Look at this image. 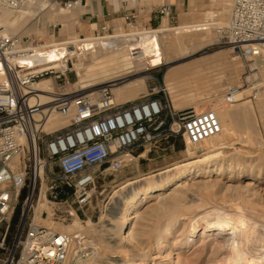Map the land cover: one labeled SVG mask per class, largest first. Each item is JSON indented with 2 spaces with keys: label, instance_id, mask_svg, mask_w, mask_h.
Listing matches in <instances>:
<instances>
[{
  "label": "built area",
  "instance_id": "2783aa9c",
  "mask_svg": "<svg viewBox=\"0 0 264 264\" xmlns=\"http://www.w3.org/2000/svg\"><path fill=\"white\" fill-rule=\"evenodd\" d=\"M45 1L50 0H0V15L3 10L15 11ZM52 1L65 9L82 3ZM159 13L168 16L169 5L162 4ZM127 26L134 24L128 21ZM214 30L216 43L244 64L240 83L226 86L224 100H236L242 87L249 90L250 98H256L261 92L256 72H264V0H230L226 21ZM43 43L31 35L4 31L0 23L1 248L11 217L20 209L2 264H73L81 253L73 248V240L79 244L83 239L81 234L55 231L33 218L28 220L43 183L48 202L68 207L74 203L81 208L92 200L96 177L124 168L139 147L177 135L198 143L221 131L211 108H174L163 77L152 74L144 92L122 101L115 98L112 87L124 77L107 78L92 88L66 89L75 81L67 78L71 57L61 56L57 66L47 64L41 56H34ZM66 46L74 47L71 43ZM41 78H50L55 85L44 99L34 87ZM56 115L66 117L67 122L45 130L44 124ZM64 212L72 216L71 210Z\"/></svg>",
  "mask_w": 264,
  "mask_h": 264
},
{
  "label": "rangeland",
  "instance_id": "374dc122",
  "mask_svg": "<svg viewBox=\"0 0 264 264\" xmlns=\"http://www.w3.org/2000/svg\"><path fill=\"white\" fill-rule=\"evenodd\" d=\"M50 1L51 3L42 10H40V4L42 2L32 4L35 8L31 9H34L36 15L34 18H24V23L21 26H4L2 24L3 28L5 29L6 27V29L11 33L34 36L35 38L41 40V42L61 38L59 35L61 26L55 20V14L58 9H62V6L58 2H54L52 0ZM229 3L230 0H227V9H229ZM50 7H52V9H49ZM19 9L15 11H4V13L11 15L13 18L17 15ZM71 10L72 9L63 8L62 11L64 13H69ZM166 18L167 19H165L163 26H174L177 24L169 17L166 16ZM211 18L222 20L226 19V17L220 14ZM131 27L134 29H143V26H139L137 24H134V27H123L120 24L118 25V28L113 30V32H116L119 29L131 32ZM146 29L151 28L146 27ZM68 31L69 33L65 34V36L67 35L70 38L72 37V33L78 30L75 29V25L72 24ZM103 33L105 34L106 31H103ZM172 33L173 30H162L156 32V39L150 42L151 45L149 48L151 49V52H154V54L158 56V63L144 67L143 57L137 53L136 59L134 60V69L131 72H127L124 75L116 77H124L123 81H125L138 75H146L143 79V85L140 86L141 93L145 91V86L149 82L147 79L149 74L155 75L157 78H162L164 77L166 70L172 66H180L184 69L183 71L187 73L186 76L179 77L178 80H181L184 77H192L190 80L198 79L197 81L199 83V81H202V78L205 77L206 86L204 87L207 88V94L205 95V98H202L199 101L198 99L194 100V103L197 102L196 104H202V109H213L216 112V115L218 114L221 116L226 130L221 137L218 135L216 137V135H214L199 143L201 146L209 145L215 141L214 137H216L218 141H227L229 146L226 147V149L224 148L226 152L219 156L224 169L222 170V173L220 171L219 174H216L215 171L210 172V170L205 168V171L200 172L198 176L185 180V185H188L187 187L185 186L186 189L184 188L186 198L183 197L184 199L181 201L182 203L174 209L175 211L173 216H170L167 212H162L159 216H155L156 214H153L154 212L151 211L152 207L155 208L163 206V204L168 200V196H166L167 198L163 197V200L162 198L159 199L160 201L157 199H151L149 196H145L140 199L137 207L140 210L141 216L139 215L136 217L135 222L136 225L139 223L137 227L145 226V233L141 236L135 237V241L137 242L133 246H131L132 244L130 242H122L123 244L125 243L124 247L127 249L131 248L129 251V257L135 262L145 261L148 263L150 261V257L157 254L158 257L154 260H156L158 264H244L243 262L246 260V255L254 256L256 255L257 250L262 251L260 253L261 257L264 255V243H262L264 242V72H256L257 81L261 83V92L256 98H250L248 96L249 90L242 87L241 89L243 90L236 96V100L226 102L223 98L225 88L228 85L240 83V77H242L244 73L243 61L238 57H234L230 50L225 49L216 43L215 40L217 38V34L213 28L211 30L204 29L200 31H193L192 33H180L178 34L181 36L179 40H182L181 38H183V41L178 40L172 45H168L166 38L171 35H177L176 33ZM49 34H52L54 38L46 39ZM163 36L166 38L164 39ZM129 38L132 37L119 36L117 38H113V42H111V44L113 47L130 45L126 48L129 49V47H132L134 51H138V46L134 45L137 41L134 42V40H129ZM212 38L214 39L212 43L195 50L200 42L203 43ZM176 42L179 44L176 45ZM71 44H73L74 47L69 49H75L77 47L74 43ZM185 48H188L190 53L180 56V53ZM168 50L170 53L167 52ZM77 51L79 52L80 49H77ZM100 51V46L96 45L95 52L100 53ZM166 54L172 55L174 58L172 60L165 61L164 56ZM85 56H87V60L91 57L90 53H86ZM76 60V58L72 57L71 68L73 66V61L75 62ZM200 67L204 68L203 72L206 71V73L198 74V72L200 73L202 71L199 69ZM96 75H98V73ZM112 77L110 75H106L101 78H95L90 82H93L92 85L95 86L99 82ZM67 78L69 80H78L75 77L73 68L67 72ZM183 82V80L177 82V92L185 90V86L181 84ZM204 87L202 84H198L196 91L202 93ZM71 88L84 89L87 88V86L83 87L81 84L74 82L72 83ZM196 97L199 98L202 97V95L199 94ZM188 98V96H182L176 101L186 100ZM181 104L179 103L178 107L192 106L195 110H201L194 104ZM187 144L188 143H186V139L184 137L177 135L159 140L153 145H144L139 147L135 150L133 155L134 157L129 158L130 161L124 168L116 172L105 171L96 177L94 187L92 188V200L90 204L81 208L77 207L74 203L71 204V207H68L66 203L47 202V206L51 212L49 218L53 225H58L60 223V225H66L72 221L74 215L72 214V216H67L64 212L66 209L73 211L81 220L80 225L82 230L80 229V234L86 236L81 239L79 244L78 242L74 244L75 250L77 251L80 249L81 253L74 258L73 264H76L79 259H84L85 264H93V261H95L98 257L120 259V256H118L120 253L117 252V250L111 245L112 242L119 239V235H113V233L111 234L115 240L112 239L109 241L110 246L109 242L104 241L105 239L103 237H105L106 231L104 232V230L100 229L102 227L100 225L102 223L100 222L101 216L105 217L109 207L118 199L123 191L129 189L131 185L144 181L145 178L143 177L171 167L177 163H184L200 157L199 154L189 156L185 151V146ZM142 151L145 152V155L143 154L141 156L140 153ZM226 163L231 165L229 170L227 169L228 166H226ZM211 167L212 166L209 168ZM250 170L256 172L257 177L249 180L248 172ZM127 180H135V182L123 189H118L113 195V198H110L113 190L117 189L122 181ZM247 182H250V184L246 185ZM68 201L71 203V197L68 198ZM161 201H163V203H161ZM183 202L185 203L183 204ZM130 209H133V206ZM210 210L213 211L212 214H227L228 217L230 216L231 219L233 218V222L238 220V218L241 219L242 217H246L248 220H254L256 226L252 227L253 229L250 226H247L246 228L248 230L243 228L241 234L238 235L239 237H236V244L233 246L231 251L230 248L228 250L223 246L217 247L216 244L213 243L215 242L213 241L214 238L218 237V240L221 242L224 241V238H227L226 232L228 230L224 229L215 231L210 227V222L208 221L210 215H212L210 213L212 211ZM43 212H46L47 215L46 210ZM33 215L34 212L31 210L28 214V220L31 218L34 219ZM160 215L162 217H160ZM41 216L45 217L44 215ZM62 218H64V220H62ZM87 218L90 219L92 224H84L83 220ZM19 219L20 209L18 208V211L15 214V221L12 226L9 225L4 236L3 248L0 247V264H2V260L11 246ZM174 219L176 221H174ZM34 220L36 221V219ZM134 220L135 219H133V221ZM168 220H172V222L168 226L167 231L160 234L159 243L163 241L164 244L165 241L169 242L166 243V247L164 246L165 248L163 246L159 247L161 244L158 243L155 245V243H152L154 242L152 239H154L155 233L160 232L158 228L164 226ZM105 222H107V220H103V223ZM83 229H85V231ZM99 229L101 231H99ZM52 230H54L53 227ZM2 232L3 230L0 229V236ZM85 232H88V235L91 234V237H87ZM102 233L105 235L103 234L100 239ZM184 239L187 240V243L185 244L182 243ZM98 243H100V245ZM240 243H242V245ZM138 245H140V248H138ZM141 247H143L144 251H142L143 249H141ZM234 249L236 251H233ZM261 259L262 264H264V257Z\"/></svg>",
  "mask_w": 264,
  "mask_h": 264
},
{
  "label": "bare ground",
  "instance_id": "6f19581e",
  "mask_svg": "<svg viewBox=\"0 0 264 264\" xmlns=\"http://www.w3.org/2000/svg\"><path fill=\"white\" fill-rule=\"evenodd\" d=\"M50 3H51L50 1L42 2L40 4V7L44 8ZM62 9H63V7H62ZM4 11H10V10H3L1 15L4 13ZM226 19L222 20V19L211 18L209 20L206 19V21H202V23L199 21L200 23H189V24L186 23V24H179V25H174V26L165 25V26H162L160 28H154V29H146V28L134 29L131 27V32L130 31L129 32L128 31H126V32H123V31L118 32L117 31V32L113 33L112 35H103V36L92 35V36L84 38V39H80L79 37H70V38L67 37V38H58V39L55 38V40H48V41L45 40L41 48L35 49L34 56L37 58L41 56L43 58V60L45 62H47V64H51L53 66H57V63H58L57 60L61 56H68V57H71V59H72V57L76 58L77 60L75 62L73 61L72 68L76 70V72L78 74V77H77L78 80L74 81V82L81 84V86H83V87L87 86L89 88H92V87H94L92 85L93 82H90V81L94 80L95 78H99V77L101 78V77L106 76V75H110L111 77L112 76L116 77V76L124 75L127 72H131L134 69V64H135L134 60L136 59L137 53L142 55L144 67L145 66L146 67L151 66V65L158 63L159 62L158 56L156 54H154V52H151V49L149 48V46L151 45L150 42H152L153 40L156 39L155 38L156 32H159L162 30H173L172 34L176 33L177 35H173V36L167 35L168 37L167 38L165 37L167 44L172 45L173 43H175V41L179 40V38L181 36H179L178 34H180V33H183V32L184 33L185 32L192 33L193 31H200V30H204V29H210L211 30L212 28L214 29L215 25L223 24L226 21ZM4 31L9 32L6 28L4 29ZM119 36H125V37L131 36L132 38H129V40H134V42L137 41L136 43H134V45L138 46L137 47L138 51H134L132 47H129V49H127L126 47L130 46V45H126V46L121 45V46H114L113 47V45L111 44V42H113L112 41L113 38H117ZM163 38H164V36H163ZM181 39L182 40H179V41H183V38H181ZM209 40L206 42H203V43L198 41L200 43L198 44V46L196 47L195 50L200 49L203 46L208 45L214 41L213 38L209 39ZM216 40H217V38H216ZM68 43H74L77 47L75 49H68L66 46ZM178 44L176 42V45H178ZM96 45L100 46V48H101L100 53L95 52V46ZM180 45L183 46L182 44H180ZM77 49H80V51L78 52ZM169 49H170V47H169ZM185 49H187V50H185ZM185 49L184 50L182 49L183 51L180 53V56H184V55L190 53V50H188V48H185ZM225 49H228V48L225 47ZM167 52L170 53L169 50ZM86 53H88V54L90 53V55H91V57L88 58V60L86 58L87 56H85ZM173 58L174 57L172 55L166 54L164 56L165 61L172 60ZM199 69L202 71L200 73L197 71L198 74L206 73V71L203 72L204 68L200 67ZM183 70L184 69L180 66H172V67H169L164 74V77H163L164 83H165V86L167 88L168 94H170L171 104L174 108H176V107L180 108V107H178L179 103L180 104L182 103L185 105L194 104L197 107H199L200 109H202L203 105L202 104H196L197 102L194 103V100L198 99V101H199L200 99L205 98V95L207 94V88L204 87V86H206V79H205V77H203L202 81H199V83H198V81H197L198 79H191L190 80V78H192V77H190V78L184 77L181 79L184 81L181 84H183L185 86L184 87L185 90L177 92V90H176L177 85H178L177 82L181 81V80H178L179 77H183V76L187 75V73H185ZM97 73H98V75H96ZM145 77H146V75H138L136 77H133L131 79H127L121 83L114 85L112 87V90H113L115 98L118 101H122V100L130 99V98H134V97L138 96L141 93L140 86L143 85V79ZM74 82H70L67 85L68 88H71L72 83H74ZM198 84H202V86L204 87L202 93L196 91ZM34 87L36 88V90H40L41 97L43 99L47 97V95L50 91L55 89V85L50 78H41V79L37 80L34 83ZM199 94H201L202 97L197 98L196 96ZM182 96H185V97L188 96L189 98L186 100L184 99L181 101H176L178 98H181ZM217 117H218L220 124H221V131L218 134H216V137H217V135L219 137H221L224 134V131L226 129L224 127L223 120H222L221 116L217 114ZM66 122H67L66 117H61V116L56 115V116L51 117L44 124L43 128L45 130H52L54 128H57V127L64 125ZM216 137H214L215 141L213 143L206 145V146H201V144L199 142L198 143H190V142L186 141V143L190 144V145L187 144L185 146V151L188 153V155L194 156V154H199L200 157H198L194 160H191V161L184 162V163H177L171 167H168V168L160 170L156 173H152L150 175H147V176L143 177V178H145L144 181H142L141 183L135 184V185H131L129 189H127L126 191H123L120 194L118 199L116 201H114V203L107 210L105 217L101 216V219L99 218L100 222H102L100 224L102 226L100 229L104 230V232L106 231V233H105L106 235L104 233H102L100 236V239L102 238V236L104 234L105 235V237H103L105 239L104 241L109 242L110 240L113 239L114 234L119 235L118 236L119 239L118 240L113 239L115 241L112 242L111 245L113 246V248H115L117 250V252L120 253V255H118V256H120V259L119 258L118 259H115V258L110 259V257H108V258L98 257L95 261H93V264H158L157 261L154 260L155 258L157 259V257H158L157 254L152 255L150 257V261L148 263H146L145 261H138V262L132 261L131 260L132 258L129 257V251L131 250V248L127 249L126 247H124L125 243L123 244V242L126 241V242H130L132 244L131 246H133L137 242V241H135V237L141 236L145 233V228H144L145 226L144 227L143 226L137 227V225L139 223L136 225V222H135L136 217H138L140 215V210L137 207V205L139 204V200L144 198L145 196H149L151 199H157V200L162 198V200H163V197L168 196V198L166 197L168 200L163 204V206H159V207H155V208L152 207L151 211L154 212L153 214H156L155 216H157V215L159 216V214H161L162 212H167L168 214H170V216H173L174 211H175L174 209L182 203L181 201L184 199L183 197H185V191H184V188L186 186L185 180L191 179L194 176H198L200 172L205 171V168L210 170V172L215 171L216 174H219L220 171L222 173L224 166H223L222 162H220L221 158H219V156L222 155L224 152H226L225 149L229 145H228L227 141H218V139ZM144 153L145 152L142 151L140 153V155L142 156ZM226 164H227L226 166H228L227 169L229 170L231 168V165L229 163H226ZM210 166H212V167L209 168ZM248 176H249L248 179L250 180L252 178L257 177V174L253 170H250L248 172ZM133 182H135V180L122 181L120 183L119 187L117 189L113 190L110 198H113V195L115 194V192H117L118 189L119 190L123 189L126 186H129L130 184H132ZM247 184H250V182H247L246 185ZM44 188H45V186L43 183L41 185V188H40L39 196L33 205V212H34L33 216H34V219H36V222H38L42 225H45L51 229L53 227L55 231L71 232V233L80 234L81 233V231H80L81 220L78 216L75 215V213L73 211H71V213L74 215V217L72 218V221L70 223H68L66 225H60L61 223L58 225H53L51 223V220L49 218V215L51 214V212L49 210V207L47 206L48 201L44 197V193H43ZM186 201H187V199H186ZM161 203H163V201H161ZM184 203L185 202H183V204ZM132 206H133V209H130ZM184 209H185V207H184ZM229 209H231V208H229ZM44 210L47 211V215L45 217L40 215L41 212H43ZM212 210H210V211H212ZM179 212H180V209H179ZM210 213L212 214L213 211ZM165 215H166V213H165ZM160 217H162V216L160 215ZM196 217H198V216H196ZM155 218H157V217H155ZM203 218H205V217H203ZM133 219H135V220L133 221ZM205 219H207V218H205ZM232 219L230 218V216L228 217L227 214L222 215L219 213V214L210 215L209 220H208L210 222V224H209L210 227L212 229H214L215 231L216 230H224V229L228 230L226 232L227 238L226 239L224 238V241L221 242L220 240L217 239L218 237L214 238V240L213 239L212 240L215 241L213 243H215L217 247L223 246V247L227 248L228 250L230 248V251L232 250L233 246L236 244L235 243L236 237L239 234H241L243 228L248 230L246 228L247 226H250L251 228L256 226L254 220H248L246 217H242L241 219L238 218V220H236L234 222L232 221ZM103 220H107V222L103 223ZM174 221H176V220L174 219ZM83 222L85 225L92 224V222L90 221L89 218L84 219ZM171 222H172V220L171 221L168 220V222L166 224H164V226L158 228V230L160 231L159 233L158 232L155 233V231H154L155 237L152 236V237H154V239H152L154 242H152V243H155V245L159 243V236H161L160 234H162L163 232L165 233L167 231L168 226L170 225ZM153 224H155V223H153ZM100 229H99V231H101ZM202 229H203V226H202ZM83 230L85 231V229H83ZM94 230H95V228H94ZM84 231H82V232H84ZM94 232H96V231H94ZM112 233H113V235H111ZM247 233H245V234H247ZM146 235H148V234H146ZM84 236H86V235H83L81 237L84 238ZM95 236H97V235H95ZM87 237L90 238L91 234L90 235L87 234ZM240 237H241V235H240ZM89 238H87V239H89ZM89 240H87V241H89ZM84 241H86V240H84ZM99 241H101V240H99ZM163 242L159 243V244H161L159 247H162V246L166 247V243H168L169 241L168 242L165 241V244ZM75 243H76V240H73V244H75ZM100 243H98V244L100 245ZM182 243L183 244L187 243V240L184 239V241ZM242 243H240V244L242 245ZM262 243H264V242H262ZM238 244H239V242H238ZM74 246L75 245H73V248H75ZM109 246H110V242H109ZM138 246H139L138 248H140V245H138ZM144 246H146V245H144ZM148 246H150V245H148ZM152 246H153V244H152ZM143 247H141V249H143ZM238 247H239V245H238ZM247 248H249V247H247ZM248 250H250V249H248ZM142 251H144V249ZM215 251H216V249H215ZM233 251H236V250L234 249ZM257 251H256V255H254V256L246 255V260L243 263L244 264H262L261 258L264 257V255H262V257H261L260 253L262 251H258V252ZM111 256H116V255H111ZM159 257H160V255H159ZM76 264H85L84 259H79Z\"/></svg>",
  "mask_w": 264,
  "mask_h": 264
},
{
  "label": "crops",
  "instance_id": "0c3cea01",
  "mask_svg": "<svg viewBox=\"0 0 264 264\" xmlns=\"http://www.w3.org/2000/svg\"><path fill=\"white\" fill-rule=\"evenodd\" d=\"M162 4L169 5L167 17L177 23L175 25L202 23L206 19L216 17L217 14L227 18L229 11L227 0H82L81 5L72 8L69 13L58 9L55 20L61 26L59 32L61 38L68 37L65 34L69 33L68 29L72 24L78 30L72 33V37L79 38H87L95 35V32L104 30L106 33H115L113 30L118 28V25L127 26L128 21L154 29L162 27L167 19L166 16H161L159 13ZM31 8H35V6L21 7L13 18L4 13L0 16V23L4 26H21L24 23V18L35 17L36 12ZM44 8L40 7V10ZM119 30L117 31L119 32ZM120 31L126 32L125 30ZM48 38H54V36L49 34L46 39Z\"/></svg>",
  "mask_w": 264,
  "mask_h": 264
},
{
  "label": "trees",
  "instance_id": "16d2710c",
  "mask_svg": "<svg viewBox=\"0 0 264 264\" xmlns=\"http://www.w3.org/2000/svg\"><path fill=\"white\" fill-rule=\"evenodd\" d=\"M17 211H18V208L15 209V211H14L12 217H11V220H10V225H11V226H12V224H13L14 221H15V214L17 213Z\"/></svg>",
  "mask_w": 264,
  "mask_h": 264
}]
</instances>
